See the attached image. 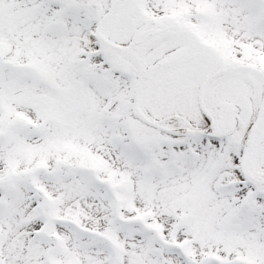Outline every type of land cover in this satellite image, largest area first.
Instances as JSON below:
<instances>
[{
    "label": "snow or ice",
    "instance_id": "obj_1",
    "mask_svg": "<svg viewBox=\"0 0 264 264\" xmlns=\"http://www.w3.org/2000/svg\"><path fill=\"white\" fill-rule=\"evenodd\" d=\"M0 264H264V0H0Z\"/></svg>",
    "mask_w": 264,
    "mask_h": 264
}]
</instances>
